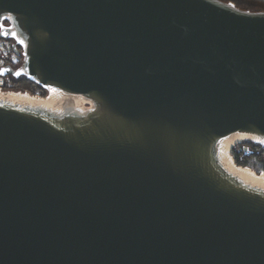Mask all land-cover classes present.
Listing matches in <instances>:
<instances>
[{"label":"water","instance_id":"water-1","mask_svg":"<svg viewBox=\"0 0 264 264\" xmlns=\"http://www.w3.org/2000/svg\"><path fill=\"white\" fill-rule=\"evenodd\" d=\"M9 11L0 40L20 63L0 77L45 95L0 88V264H264V174L232 155L264 150V12L0 0Z\"/></svg>","mask_w":264,"mask_h":264},{"label":"trees","instance_id":"trees-1","mask_svg":"<svg viewBox=\"0 0 264 264\" xmlns=\"http://www.w3.org/2000/svg\"><path fill=\"white\" fill-rule=\"evenodd\" d=\"M221 1L232 2L235 4L236 7L242 10H249V11H254V12H258V11L264 12V0H221ZM9 79L15 90L28 91L31 94H35L36 92H38L41 96L45 95L44 90H42L39 86L29 82L27 79L23 77L19 79H13L9 77ZM237 164L243 167L247 166L246 163H243V164L237 163Z\"/></svg>","mask_w":264,"mask_h":264},{"label":"flooded vegetation","instance_id":"flooded-vegetation-1","mask_svg":"<svg viewBox=\"0 0 264 264\" xmlns=\"http://www.w3.org/2000/svg\"><path fill=\"white\" fill-rule=\"evenodd\" d=\"M232 155L235 161H237L236 163H246L249 165L251 160L256 161L260 166L258 173H264V150L258 145L251 143L238 144L233 148Z\"/></svg>","mask_w":264,"mask_h":264},{"label":"built area","instance_id":"built-area-1","mask_svg":"<svg viewBox=\"0 0 264 264\" xmlns=\"http://www.w3.org/2000/svg\"><path fill=\"white\" fill-rule=\"evenodd\" d=\"M20 63V56L13 51V44L10 40H0V67L10 66L15 68ZM9 77H0V88L6 90L10 87ZM37 97H42L38 92L33 94Z\"/></svg>","mask_w":264,"mask_h":264},{"label":"snow or ice","instance_id":"snow-or-ice-1","mask_svg":"<svg viewBox=\"0 0 264 264\" xmlns=\"http://www.w3.org/2000/svg\"><path fill=\"white\" fill-rule=\"evenodd\" d=\"M16 17L11 13V11H9L7 14H4V12H0V21L5 22V23H0V34L2 35H8L9 32L11 31L8 27L6 22L11 21V20H15ZM13 35V37H16V33L12 32L11 33ZM20 43H23V41H19ZM8 69H0V74H3L4 72H7ZM15 75L19 76L20 73L16 72ZM260 143L264 144V140H260Z\"/></svg>","mask_w":264,"mask_h":264},{"label":"rangeland","instance_id":"rangeland-1","mask_svg":"<svg viewBox=\"0 0 264 264\" xmlns=\"http://www.w3.org/2000/svg\"><path fill=\"white\" fill-rule=\"evenodd\" d=\"M6 90H14V91H22V90H15L14 88H13V86H12V83H10V87L8 88V89H6ZM28 92V91H27ZM33 95V94H32ZM245 167H247V168H249V169H251L252 171H255V172H257L258 173V171H260V166H259V164L256 162V161H254V160H251L250 162H249V165H247V166H245ZM264 174V173H263Z\"/></svg>","mask_w":264,"mask_h":264}]
</instances>
